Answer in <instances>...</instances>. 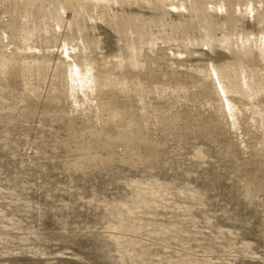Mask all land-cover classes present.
Listing matches in <instances>:
<instances>
[{
    "label": "rangeland",
    "instance_id": "rangeland-1",
    "mask_svg": "<svg viewBox=\"0 0 264 264\" xmlns=\"http://www.w3.org/2000/svg\"><path fill=\"white\" fill-rule=\"evenodd\" d=\"M0 264H264V0H0Z\"/></svg>",
    "mask_w": 264,
    "mask_h": 264
}]
</instances>
